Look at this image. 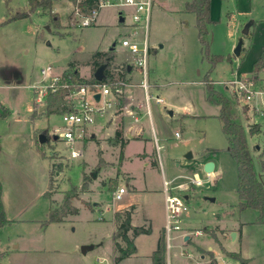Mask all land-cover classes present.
<instances>
[{
  "label": "rangeland",
  "instance_id": "obj_1",
  "mask_svg": "<svg viewBox=\"0 0 264 264\" xmlns=\"http://www.w3.org/2000/svg\"><path fill=\"white\" fill-rule=\"evenodd\" d=\"M187 1L157 0L146 30L143 21L133 24L130 8L122 12L116 7H103L90 26L82 27V18L77 15L69 18L70 6L65 0L52 4L59 19L57 23H52L50 16L39 9L25 18L8 20L11 14L26 11L28 0H0V104L9 111L7 118L0 119V142L10 196L18 193L24 199L19 206L11 204L9 210L20 207L21 218L43 221L48 209L59 210L64 195L72 187L76 188L70 200L75 212L67 214L62 222L50 223L41 229L24 223L0 229V251L5 253L0 264H114L115 215H122L132 207V227L149 228L150 232L136 236V254L118 264H150L151 253L163 234L164 205L162 193L159 194L163 179L176 188L184 183L175 193L188 197L181 219L183 233L191 234L184 244L177 237L178 233L172 234L168 254L166 249V264H194L193 260L180 257V251L191 253L194 260L203 256L201 264H212L207 253L212 254L216 264H238L231 260L233 254L240 255L247 264H264V225L256 223V211L237 207L236 164L226 150V140L217 118L219 108L205 100L201 80L210 65L198 42L194 14L182 12ZM242 5L248 9V0L213 1L210 12L216 22L208 25L209 54L218 55L221 60L211 69L210 77L215 88L231 101L236 121L243 126L251 144L244 107L253 114L259 113L257 122L264 126V97L256 96L245 105L243 95L235 92L232 82L245 78L237 73L239 67L243 73L247 72L246 78L256 89L264 88V72H251L259 46L264 44V33L259 35L257 23L250 27V34L244 36L242 33L253 17H264L261 7L264 3L253 0L252 16L250 11L240 10ZM120 17L124 18L123 22H119ZM125 37L140 48L146 38L149 48L146 69H153L160 83L166 84L159 92L148 89L154 98L158 96L163 100L158 105L154 99L149 103L157 129L156 140L153 136L126 139L121 146L110 140L113 138L111 131L105 134L100 129L92 139L89 129L81 141L69 146L49 136L52 128L63 126L60 115L40 116L31 121L33 100L38 98L32 85L48 81L40 74L41 69L49 66L52 75H56L68 62L83 61L97 49L116 53L113 62L119 63L114 65L119 69L129 63L123 61L127 52L121 41ZM241 41L247 53L240 57L239 64L233 52ZM134 87H129L131 98L138 97L145 102L143 89ZM36 106L45 104L42 101ZM121 108L123 104L116 105L115 122L123 119ZM184 114L188 115L180 118ZM144 123L149 127L148 119ZM90 128L96 130L98 127ZM175 131L179 134L177 138H173ZM41 133L48 138L41 144L45 157L36 150L37 137ZM71 150L80 156L70 158ZM187 151L192 156L185 160ZM14 155L23 158L22 162H15ZM31 155L35 161L28 165ZM25 158L29 159L24 162ZM252 158L259 173L258 158L255 155ZM206 161L214 163V171L210 174L202 170ZM51 163H60L61 169L49 176ZM83 177L85 192L80 190ZM193 180L200 184H193ZM118 187L125 188V193L115 200L112 193ZM45 191L47 198L43 197ZM101 211H104L102 220L99 219ZM196 230L202 231V235L195 236ZM37 232L42 234V244L34 246L35 252L25 251L21 246L13 248L8 242L17 236L26 242ZM232 233H236L235 239Z\"/></svg>",
  "mask_w": 264,
  "mask_h": 264
},
{
  "label": "trees",
  "instance_id": "obj_2",
  "mask_svg": "<svg viewBox=\"0 0 264 264\" xmlns=\"http://www.w3.org/2000/svg\"><path fill=\"white\" fill-rule=\"evenodd\" d=\"M55 1L61 0H28V8L26 11H17L10 15L8 20L21 19L27 17L31 12L39 9L43 14H48L52 23L59 22L56 12H51L52 4ZM72 6L73 10L69 14V18L76 15L75 11H78V17H87L90 12L96 7L98 0H67ZM183 12L194 14V26L197 31L198 42L201 46L204 57H206L210 67L202 77L201 83L205 89V100L217 105L219 112L217 118L221 124V130L224 134L227 151L233 158L236 164V194L238 198L237 207L240 210L251 209L257 212L256 223L264 225V179L260 174L256 172L253 165V158L250 152V148L246 139V133L243 126L236 121V115L232 112L231 101L214 86V80L211 79V69L217 62L221 60L218 55L209 54V38H208V25L214 23L210 18V0H189L184 4ZM51 13V14H50ZM112 60L111 53L101 52L96 50L90 57V65H92L94 71L101 65L105 64L106 67L103 71V79L100 82L112 84V77L109 74L110 61ZM264 72V47L260 50V55L252 65L251 72ZM63 81H69L71 83L68 87H63L61 83H58L54 90H48L44 98L45 110L38 112L34 106V110L30 115V119L34 120L40 116L48 117L49 115H61L66 112L74 111L72 104L68 98L69 92L73 86L88 85L98 82L94 79L93 75L84 79L81 78L78 72L74 69L73 63H68L67 69L61 74ZM35 105V102H34ZM9 115L7 108L0 104V119H5ZM258 133V125H253L248 130L249 135H255ZM113 142H119L121 146L124 142L121 139V133L117 131L115 133ZM36 150L42 156L45 157L41 150V145L37 144ZM259 168L261 172H264V152L257 157ZM49 176L53 173H57L61 169V164L51 163ZM50 177L48 181V187H50ZM82 191L85 192L86 184L85 177H83V183L81 185ZM73 193H76V188L72 187L65 195L59 210L48 209L46 219L40 222L42 227H47L50 223H59L63 221V218L70 213L75 212V208L72 207L70 200L74 197ZM2 185L0 183V228L14 222L9 220L6 216L4 206L2 203ZM44 198H47V192L43 194ZM132 210H125L124 213L115 215V227L112 233L113 241V263L118 264L122 260L131 257L136 253V247L134 245V238L140 234H148L149 228L145 227H132L131 215ZM210 256V263L216 264L211 253H207ZM5 253L0 252V260L4 257ZM232 257L239 262V264H247V261L240 257V255L233 254ZM151 264H166V246L164 234L160 235L156 247L150 256Z\"/></svg>",
  "mask_w": 264,
  "mask_h": 264
},
{
  "label": "built area",
  "instance_id": "obj_3",
  "mask_svg": "<svg viewBox=\"0 0 264 264\" xmlns=\"http://www.w3.org/2000/svg\"><path fill=\"white\" fill-rule=\"evenodd\" d=\"M155 0H98L96 7L90 12L87 17H83L81 26L88 27L91 25L99 9L107 6L116 7L120 10L125 8L132 9V21L133 24H139L141 21L144 22L147 30L151 9L154 5ZM78 15V11H75ZM121 46L124 47L129 54L133 57V64L142 71L143 77H146L147 73V56L149 54V48L147 46L146 38L144 40L143 47L140 48L136 42L131 41L129 38H123ZM40 74L43 79H48L44 84L33 86L35 94L38 95L36 99L37 103L44 102L45 95L48 90H54L58 83H61L63 87H68L71 83L67 80L63 81L62 76H52V68L46 67L40 70ZM233 80L235 84L234 89L238 94L243 95L245 105L247 102L252 100L256 96L264 97V88L256 89V85L249 79ZM144 80V79H143ZM264 82V81H262ZM145 89V102L148 105L151 99H154L156 103H163V100L156 96L155 98L147 92V85L145 81L141 82ZM264 84V83H262ZM123 80H112V84L104 82H96L88 85L73 86L69 92V100L74 108V111L66 112L60 115L63 126L52 128L49 132V136L55 140H61L69 146L74 143L81 141L87 134L91 126H93L97 118H104L107 115H113L116 109V105L120 104L122 97V87L125 86ZM99 94V99H94V95ZM139 114L137 111L130 110L129 116L134 122L139 121ZM175 137L179 134L175 132ZM79 153L74 150L70 151V158H77ZM193 180V184H198ZM182 186V185H181ZM164 190V223H163V234L165 239V246L167 254L170 248V240L172 239L173 233H178L181 243H185L186 238L190 237L191 234L183 233L181 213L186 210V204L184 197L172 194L169 192V183L163 181ZM125 193V188L118 187L113 193L112 197L115 200H119ZM105 211V210H104ZM101 211L99 219H103V213ZM195 236H201L202 231L196 230L193 233ZM179 256L182 258L191 259L194 264H201L203 257L199 256L198 260H194L193 255L188 252H179Z\"/></svg>",
  "mask_w": 264,
  "mask_h": 264
},
{
  "label": "crops",
  "instance_id": "obj_4",
  "mask_svg": "<svg viewBox=\"0 0 264 264\" xmlns=\"http://www.w3.org/2000/svg\"><path fill=\"white\" fill-rule=\"evenodd\" d=\"M171 1H173V0H171ZM213 1L214 0H210V9H211V6L213 5ZM55 2H57V1H55ZM65 2H67L69 4V6H70L69 11L72 12V10H73L72 4L69 1H67V0H65ZM248 2H249L248 9H246L245 6L242 5V9H240V10L241 11H245V12L246 11L247 12L250 11L249 14L252 16L251 13L254 12V6L252 5L253 0H248ZM260 2L261 3H264V0H260ZM156 3H157V0H155L154 4H156ZM261 7L264 8V5H261ZM52 10H53V12H56L55 9H54V6H53ZM123 11H124V9L122 10V12ZM182 12H183V10H182ZM238 12H240L239 9H238ZM228 16H230V14H228ZM210 18H211V20L214 23L216 22V21L213 20L211 12H210ZM257 18H259V17H253V19H251L250 23L247 24L248 28H247L246 33L243 34L244 36H246V35H248V34L251 33L250 32V27L253 26V25H255L256 23H257L258 26H260L259 27L260 28L259 35H261L262 33H264V17H262V18L260 17L261 19L260 18L257 19ZM123 21H124V18L123 17H120L119 18V22H123ZM245 26H244V28H245ZM244 28H243V30H244ZM125 38H127V37H125ZM262 47H264V44H261L259 46V49H258L259 51H258L257 57L255 59H253V63L259 57L260 50H261ZM111 50H113V48H111ZM95 51H93L90 54V56L87 57L83 61H76V60H74V61L68 62V63H73L74 64V69L78 72V74H80L79 76L81 78L88 79V78H90L94 74L95 71H94L92 65H90V57H91V55ZM246 51H247V48L244 46V43L241 41L240 53H239L238 56H236L239 64H240V57L244 53H247ZM126 52L127 53L125 54V58H124L123 61L128 60V62H129L128 64L125 63V64L121 65L120 68L118 69V66H114V65H118L119 63L113 62L116 59V56L117 55H116V53H111L112 60L110 61V66H109V74L111 75L112 80H123L125 82V84H126L125 86L122 87V90H123L122 97H121L122 99H121V102L119 104L120 106H121V104H123V108H121V112H120L121 113V117L123 119H122L121 122L120 121L115 122L116 120H113V119L116 118V114H113V115L110 114V115H107L104 118H97V120H96V122H95V124L93 126H96L98 128H95L96 130H93V129L90 128V134H89V136L92 139L96 138V135L98 134L97 131H99L100 129H102L104 132H106L105 134H107L108 131H111L112 134H113V138L115 136V133L117 131H119L121 133V139H122V141H123V137H125V140L123 141L124 144L126 143V139L127 140H129V139H146L145 137H149V136H153L155 138V140H156V131H157V129L155 128L154 121H153V118H152L150 104L147 105L146 102H143L138 97H136L134 99L131 98V91H130V88L129 87L131 85H133L135 87H141L143 89V91L145 92V89H144V87L141 84L142 81H145V83L147 85V92H148V89L149 88H151L152 90H154L156 92H159L163 88L166 87V84L160 83V81L158 80V78H157L156 74L154 73L153 69L152 70L150 69L151 73H150L149 70H146L147 73H146V77L145 78L143 76L141 78L134 77L135 75L138 76V74H140V75H143V74H142V71L140 70V68H137L136 66H134V64H133V57L129 54V52L127 50H126ZM123 61H121V62H123ZM68 63H67V65H68ZM239 64H238V66H239ZM66 69H67V66L64 69H62L59 73H56V75H52V76H59ZM83 71L85 73H83ZM118 73H120V74H118ZM237 73L240 74V75H242V76H246L245 74H247V72L243 73V71L239 67L237 69ZM237 73H234V74H237ZM127 80H128V83L130 82V84L127 83ZM33 86H37V85H32V87ZM232 98L235 101L237 100L235 96H233ZM34 102H35V105H34ZM154 103L156 105L162 104V103H156V102H154ZM36 105H37V102H36V99H34L33 100V109H32V111L34 110V106H35L36 109H37V111L40 112L39 109L42 108L43 106L37 108ZM244 108H245V110L243 111V115H244L245 121H246V129H247V132L251 128V126L258 125V133L255 134V135H249V137L251 138V144H250L249 140H247L251 154L252 155H255L256 157H258V155H260L261 152H264V126H262L259 122H257V119L256 118L258 117L259 113H254L253 114V112L251 110L246 111V109H247L246 106ZM130 110L137 111L139 114H141L140 117H139V121L138 122H134L133 119L129 116ZM171 114H172V112L169 111V115L170 116H171ZM187 115L188 114L180 115V118L185 117ZM146 119L149 120V127L148 126H145L144 121ZM158 119L162 121V118L161 117H158ZM110 120H113V121H110ZM31 121H33V120H31ZM175 132L173 133V138H177V137L174 136ZM113 138H110V140L113 139ZM30 143H32L31 140L29 141V144ZM14 153H15V151L13 152V154ZM2 155H3V147H2V144L0 142V183L2 185V196H1V198H2V203H3L4 210H5V213H6L7 218L9 220H14V222H12L10 224H7V225H13L15 223H24V225L34 226V227H38L39 229H41V227H42L40 225L41 220L36 219V218L35 219H33V218H21V216H22L21 209L22 208L19 209L20 208L19 207L15 211H10L9 210V207L11 206V204L17 203V205L19 206V202H21V200H24V199L18 193H12V195L10 196V193H9L10 183H8L6 181V176L4 175L5 174L4 173L5 166H4V163H3V156ZM144 156H146V155H144ZM19 157L20 156H18V155H14L12 158L14 159L15 162L18 161L20 163V162H22L23 158L20 157V159H19ZM28 159L25 158L24 162H26ZM30 159L31 160H28L29 161L28 165H31V161H33V162L35 161V158H34L33 155L30 156ZM143 165L146 166L147 163L144 162ZM259 174H260L261 178L264 179V172H261L259 170ZM164 180L165 179H163V181ZM6 184L9 185V186H6ZM183 184L184 183L178 184L177 185V188H176V186H170V184H169V188H170L169 192L172 193V194H176L175 191L177 189L183 188L184 187ZM161 193H162V197H163L162 198V201H163V205H164V190H163V185H162V192H160L159 194H161ZM183 197L184 198L186 197V200L188 198L186 195L183 196ZM163 223H164V219H163ZM7 225L1 227L0 229L6 227ZM44 228H46V227H44ZM161 231H163V224H162ZM231 232L232 231H230L229 233H231ZM235 237H236V233H235ZM40 238H42V234L39 235V233L37 232L35 234V236H32L26 242L22 241L19 236L15 237V238H12L10 240L8 239V242L11 244V246L13 248L19 249L20 246H21L23 248V250H25V251L35 252L36 251V248L34 246L36 244H39V243L42 244ZM187 240H188V238H187ZM207 249L209 250L210 247H207ZM201 257H203V256H201ZM231 260H235V259H231ZM235 261L238 262L237 260H235ZM150 264H151V259H150ZM238 264H239V262H238Z\"/></svg>",
  "mask_w": 264,
  "mask_h": 264
},
{
  "label": "water",
  "instance_id": "obj_5",
  "mask_svg": "<svg viewBox=\"0 0 264 264\" xmlns=\"http://www.w3.org/2000/svg\"><path fill=\"white\" fill-rule=\"evenodd\" d=\"M247 28H248V26L246 25L245 28H244V30H243V34L246 33ZM240 47H241V42H239L237 44V46L235 47V49H234V52L233 53H234L235 56H238L239 55V53H240ZM105 67H106V65L103 64V65L99 66L95 70V72L93 74V77H94L95 80L101 81L103 79V77H104L103 76V71H104ZM94 99L98 100L99 99V94L94 95ZM43 110H45V106H43L42 108L39 109V111H43ZM37 139H38V143L40 145L46 143L47 140H48V138L46 137V135L44 133L39 134L38 137H37ZM191 156H192V154L188 151L185 154L184 158L189 159V158H191ZM202 170H203L204 173H207V174L212 173L214 171V163L211 162V161L204 162L202 164ZM184 199H186V197ZM231 237H232V239H234L235 238V233H232L231 234ZM185 240H187V238Z\"/></svg>",
  "mask_w": 264,
  "mask_h": 264
}]
</instances>
